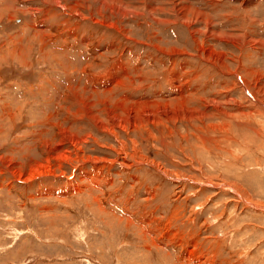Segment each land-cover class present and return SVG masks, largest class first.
Here are the masks:
<instances>
[{"label": "rangeland", "instance_id": "374dc122", "mask_svg": "<svg viewBox=\"0 0 264 264\" xmlns=\"http://www.w3.org/2000/svg\"><path fill=\"white\" fill-rule=\"evenodd\" d=\"M0 264H264V0H0Z\"/></svg>", "mask_w": 264, "mask_h": 264}, {"label": "bare ground", "instance_id": "6f19581e", "mask_svg": "<svg viewBox=\"0 0 264 264\" xmlns=\"http://www.w3.org/2000/svg\"><path fill=\"white\" fill-rule=\"evenodd\" d=\"M48 171H49V167H47L45 165H38V167L31 172V174H30L31 176H29V180L31 178H34L36 175L46 174V172L48 173Z\"/></svg>", "mask_w": 264, "mask_h": 264}, {"label": "crops", "instance_id": "0c3cea01", "mask_svg": "<svg viewBox=\"0 0 264 264\" xmlns=\"http://www.w3.org/2000/svg\"><path fill=\"white\" fill-rule=\"evenodd\" d=\"M66 185V183L65 184H63L59 189H63V187Z\"/></svg>", "mask_w": 264, "mask_h": 264}]
</instances>
